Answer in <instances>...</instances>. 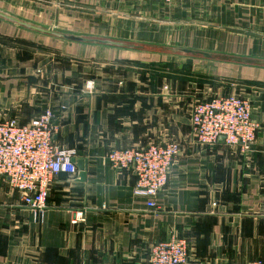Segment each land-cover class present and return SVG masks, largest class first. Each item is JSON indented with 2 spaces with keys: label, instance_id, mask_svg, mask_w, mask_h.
<instances>
[{
  "label": "crops",
  "instance_id": "obj_1",
  "mask_svg": "<svg viewBox=\"0 0 264 264\" xmlns=\"http://www.w3.org/2000/svg\"><path fill=\"white\" fill-rule=\"evenodd\" d=\"M211 63L247 81L250 150L193 137ZM46 110L56 144L88 160L87 182L55 176L36 221L0 181V264H150L172 239L187 241V264H264V0H0V120L27 126ZM169 142L181 153L153 210L107 157Z\"/></svg>",
  "mask_w": 264,
  "mask_h": 264
},
{
  "label": "built area",
  "instance_id": "obj_2",
  "mask_svg": "<svg viewBox=\"0 0 264 264\" xmlns=\"http://www.w3.org/2000/svg\"><path fill=\"white\" fill-rule=\"evenodd\" d=\"M87 85L90 92L94 84ZM57 115L46 110L27 126L16 120H0V181L8 182L21 194L24 206L33 211L36 221L48 208L46 200L53 178L78 173L73 162L76 151L55 142ZM191 125L193 137L201 147H213L223 139L229 147L250 150L259 130L250 102L234 95L196 103ZM180 153V143L169 142L145 149L114 150L107 160L114 169H131L136 177L134 194L147 198L148 207L158 210V195L168 185L171 168ZM188 259L187 241L172 239L153 246L150 264H187Z\"/></svg>",
  "mask_w": 264,
  "mask_h": 264
},
{
  "label": "rangeland",
  "instance_id": "obj_3",
  "mask_svg": "<svg viewBox=\"0 0 264 264\" xmlns=\"http://www.w3.org/2000/svg\"><path fill=\"white\" fill-rule=\"evenodd\" d=\"M218 66H220V65L215 66V64L211 63V67L215 68V69H212V73L214 72V74H216L214 76L212 75V78H211V95H212V97L207 98L205 100L198 101L197 103L210 100V99L215 98L217 96L234 95V96H239L241 98L248 100L251 104L250 99L245 97V92L242 91V90H247V87H245V86H247V83H246L247 81H244V80L239 79V78H235L234 76L231 77L233 75L232 73H235L232 71V69H229L228 67L221 68ZM183 69H185V68H183ZM217 74H220V75H217ZM222 74H224V76ZM235 74H239V73H235ZM218 81L223 82V83H221V85H220V84H218ZM235 83H237L236 86L234 85ZM248 85L253 86L254 84L253 85L248 84ZM242 86H244V87H242ZM259 86H260V84H259ZM234 88H236V91L232 92V90ZM227 96H224V97H227ZM194 105H193V107H194ZM193 107H192V109H193ZM191 112H192V110H191ZM256 138H257V135H256ZM255 142H256V140H255Z\"/></svg>",
  "mask_w": 264,
  "mask_h": 264
},
{
  "label": "water",
  "instance_id": "obj_4",
  "mask_svg": "<svg viewBox=\"0 0 264 264\" xmlns=\"http://www.w3.org/2000/svg\"><path fill=\"white\" fill-rule=\"evenodd\" d=\"M52 35H56L63 40H66L68 42H77V43H94V44H101V45H113L112 42L105 41V40H99V39H87L79 36H74V35H65V34H59L55 32H47ZM183 54L187 55H200L206 59L209 60H216L217 58L223 59L220 57L213 56L211 54L207 53H199V52H193L190 50H181ZM74 164L78 168V182L81 184H85L87 182L88 178V160L86 158H74L73 159Z\"/></svg>",
  "mask_w": 264,
  "mask_h": 264
}]
</instances>
